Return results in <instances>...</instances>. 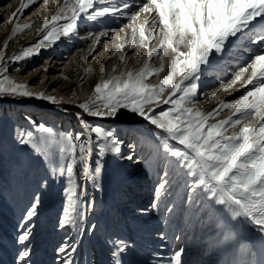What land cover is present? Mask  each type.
<instances>
[{"label":"snow or ice","instance_id":"1","mask_svg":"<svg viewBox=\"0 0 264 264\" xmlns=\"http://www.w3.org/2000/svg\"><path fill=\"white\" fill-rule=\"evenodd\" d=\"M34 2L28 0L21 8ZM43 2L47 5L48 0ZM54 7V14L36 29L39 39L34 44L23 47L10 61H3L4 52L0 50V100L72 103L71 97L57 98L47 90L34 92V85L8 74L7 64L40 55L41 49L51 48L62 37L76 36L81 19L94 23L103 22L106 17L127 21L118 28L89 31L80 37L88 44L89 56L102 38H111L114 46L109 59L118 57L125 65L123 69L113 65L106 76L101 74L91 94L76 105L81 110L75 114L81 131L57 133L39 124L35 129L39 136L18 130L15 137L18 145L50 156L51 173L59 175L65 184L57 227L76 231L71 238L66 235L58 246L57 264H77L75 256L82 232L95 233L96 225L86 229L81 226L88 213L95 210V197H90L88 185L94 191L101 190L105 158L112 156L131 164L142 162L137 158L135 142L129 143L131 151L124 154L123 141L112 130L83 119L87 115L116 120L122 112L152 126L158 141L143 160L157 165L150 208L172 217L177 211L170 199L173 179L177 170L183 172L186 199L181 207L184 203L195 207L201 197L209 200L222 225L217 244L235 249L239 259H234L233 264H252L245 255H252L256 244L264 251V0H63ZM14 18L16 13L9 20ZM30 27L31 23H17L8 39ZM125 29L130 30V37L119 35ZM234 41L256 47L249 49L250 59L240 64L230 79L222 80L219 88L228 91L240 84L235 91L242 94L231 101L221 100L216 108L205 112L194 103L198 81L214 60L230 53ZM125 49L134 50L138 68L127 67ZM140 49L145 51L143 58L138 56ZM104 50L109 51L107 39ZM84 71L87 76L93 69L89 66ZM26 119L35 125L31 117ZM41 197L40 192L33 194L17 224L15 242L20 247L15 264H32ZM148 211L139 209L141 215ZM160 238H165L163 233ZM106 244L110 246L113 264H122L121 257L134 242L109 236ZM184 253L180 248L160 264H186ZM255 264H264V256Z\"/></svg>","mask_w":264,"mask_h":264},{"label":"rangeland","instance_id":"2","mask_svg":"<svg viewBox=\"0 0 264 264\" xmlns=\"http://www.w3.org/2000/svg\"><path fill=\"white\" fill-rule=\"evenodd\" d=\"M62 2L63 0H48L45 5L43 0H36L28 8H21L28 0H0V50L4 52L3 61H10V58L23 47L34 44L39 39L36 29L45 18H50L54 14V5L58 7ZM18 9L20 11H17ZM13 13H16V18L9 20ZM17 23L20 25L31 23V27L18 32L9 40L12 28ZM125 23L126 20L112 17L95 23L81 19L78 22L76 36L62 37L51 48L41 49L40 55L7 64L8 74L19 82L34 85L32 88L34 92L47 90L50 95L57 98L71 97L73 102L54 105L36 99H9L0 106V264H15L17 250L20 247L15 242L17 224L34 193L42 194V204L39 217L35 221L32 264H57L58 246L66 235L70 238L75 235L76 230H59L57 227L63 207L64 181L59 175L54 176L51 173L47 155L35 153L28 147L18 145L15 137L18 130L32 131L34 136H39L40 133L35 130L39 124H44L57 133L81 131L75 116L81 110L76 105L91 94L101 74L106 76L113 65H117L118 69H123L125 65L119 62L118 57L109 59L114 46L111 38H102L96 51L89 56L88 44L80 37L86 36L89 31L109 30ZM126 34L130 37L129 29L119 33L122 37ZM105 39L109 51L104 50ZM6 40L8 42L5 48ZM234 45L223 59L214 60L212 66L198 81V95L194 103L205 112L212 111L221 100L231 101L242 94V91H235L241 87L240 84L228 91L219 88L222 80L230 79L237 67L250 59L249 49L256 47L252 44L245 46L241 41H234ZM133 51L125 49L127 67L132 69L139 67ZM144 55V49H140L138 56L143 58ZM234 60L240 61L233 63ZM89 66L93 72L85 76L84 70ZM17 68L20 69L19 72L15 71ZM209 93L212 95H208ZM28 106L32 107L33 111H28ZM27 117H31L35 125L31 124ZM83 119L90 124H100L112 130L117 138L123 141L121 148L124 154L131 151L129 143L135 142L137 158L142 161L131 164L112 156L105 158L100 181L101 190L97 192L100 200L95 201L93 211L99 222L97 233L102 239V248L110 247L106 244L109 236H122L133 241L134 245L129 253L124 254L131 258L124 264H160L161 261H167L171 254L180 248L185 250L183 259L186 264H193L195 260L198 263L203 259L210 264H233L234 259H239V254L234 248L217 244L222 225L218 224L219 213L209 200L201 197L197 206L190 208L184 203L181 207L182 201L186 199L184 187L186 177L183 172L177 170L173 179L170 199L177 206V211L172 217L169 218L165 211L150 208L152 191L157 179V165L155 162L143 163V160L150 155V150H154V145L158 144L152 126L126 112H122L116 120H100L87 115H84ZM88 188L90 197H94L91 185H88ZM141 208L149 211L141 215L139 213ZM163 208L164 205L161 204V209ZM89 213L85 224L81 226L82 229L92 225L88 221ZM160 233L165 236L163 240ZM82 234L89 236L86 231ZM252 239L255 243L254 235ZM199 248H204L205 251L201 256H195ZM156 249H160V253L156 252ZM260 251L259 244H256L253 254L245 255V258L255 264L263 256Z\"/></svg>","mask_w":264,"mask_h":264},{"label":"bare ground","instance_id":"3","mask_svg":"<svg viewBox=\"0 0 264 264\" xmlns=\"http://www.w3.org/2000/svg\"><path fill=\"white\" fill-rule=\"evenodd\" d=\"M113 23H114V21H113ZM236 61H240V60H234L233 63H237ZM8 101H9V99L0 100V106H3V104L8 102ZM27 108H28V111H33L32 107L28 106ZM16 109L17 108H14V110H16ZM22 117H24V116H22ZM50 159H51L50 156H47L48 167H50V169H51ZM91 191L93 192L92 195L95 197V201H99L100 197L98 196V193H97L98 191H94L93 189H91ZM95 215L96 214L93 211L90 212L89 213V219H88V221L90 223H92V225L93 224L96 225L95 233L92 235L89 234V236H83L84 234H82L80 239H79V249H78V252L75 256V260L77 261V264H113L114 258L111 256V252L109 250V247L102 248V239H100V237L98 236V233H97V229H98L97 226H98L99 222L97 221ZM84 247H86L85 251H84ZM157 251H158V253H160L161 250L156 249V252ZM204 251H205L204 248H199L198 251H196L195 256H201V254H203ZM261 251H260V253L264 256V252H261ZM161 254H163V253H161ZM129 258H131V256H129V255L122 256L121 257L122 264H124L125 261L128 260ZM196 261L197 260H195L193 262V264H210V263H207L208 261H204V259H203V261L199 260L198 263Z\"/></svg>","mask_w":264,"mask_h":264}]
</instances>
